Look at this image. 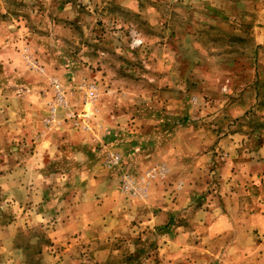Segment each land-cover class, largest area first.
<instances>
[{"label":"rangeland","instance_id":"rangeland-1","mask_svg":"<svg viewBox=\"0 0 264 264\" xmlns=\"http://www.w3.org/2000/svg\"><path fill=\"white\" fill-rule=\"evenodd\" d=\"M56 83L64 105L57 102ZM89 85L96 87L94 106L85 105ZM26 90L33 100L19 110L26 123L39 119L43 131L28 128L35 134L11 140L19 152H0V176L33 154L46 135L55 141L69 129L93 139L92 159L101 170L91 169L92 175L103 181L104 200L118 194L116 208L142 206L162 189L175 194L182 184L164 166L134 160L138 131L155 125L141 117L175 108L186 126L192 116L214 111L220 116L208 125L225 129L221 115H244L233 121L252 132L248 143L264 144V0H0V110L4 97H23ZM71 114L87 119L90 129L76 128ZM13 125L5 127L0 116V145L8 142L1 129ZM60 126L65 128L52 130ZM108 151L120 157L113 168L104 165ZM61 160L56 153L55 165L34 175L25 169L22 198L4 194L0 184V264H45L47 248L55 257L67 250L48 237L70 198ZM151 171L156 178L145 198L122 193L125 174L138 181ZM33 187L38 193L30 199L25 191ZM165 231L134 233L135 245L124 232L117 241L88 243L87 250L74 245L70 253L85 264H160L166 256L156 244ZM256 234L263 243L262 233ZM193 260L194 253L180 264H197Z\"/></svg>","mask_w":264,"mask_h":264},{"label":"crops","instance_id":"crops-1","mask_svg":"<svg viewBox=\"0 0 264 264\" xmlns=\"http://www.w3.org/2000/svg\"><path fill=\"white\" fill-rule=\"evenodd\" d=\"M18 80L16 83L21 85V79ZM14 96L3 98L5 105L0 116L5 127L14 124L15 128L1 129L8 142L0 145V152L17 156L19 150L10 144L11 140L24 133L35 134L28 128L42 132L43 127L39 119L34 123L27 118L26 123L19 110L18 105L31 102L34 95L28 91L23 97ZM201 114L205 115L192 116L193 121L186 126L175 108L141 117L147 122L155 121V125H143L138 131L139 138L133 143L138 146L134 160L146 166H164L182 185L172 195L164 189L157 194L151 192L146 204L127 211L116 208L120 203L116 192L103 199V181L100 175H92L91 169L96 174L101 165L92 159L94 142L90 135L68 129L55 142L48 134L33 154L15 161L14 170L0 176L3 193L13 199L24 196L25 169L34 175L46 166L55 165L51 160L56 153L69 173L70 198L61 207L59 224L48 235L52 244L67 250L55 257L48 246L42 256L44 263L85 264L71 255L74 245L85 246L87 250L88 243L117 241L124 232L135 245L137 241L130 238L134 233L150 235L155 229H166L158 235L156 244L161 256H166L160 264H180L192 258L193 253L197 264H264V144L248 143L252 132L237 127L241 120L233 121L244 115H221L227 127L220 129L208 125L219 113ZM25 192L30 199H35L38 193L36 187ZM256 232L262 233L263 243L256 241ZM97 255L104 256L100 250Z\"/></svg>","mask_w":264,"mask_h":264},{"label":"built area","instance_id":"built-area-1","mask_svg":"<svg viewBox=\"0 0 264 264\" xmlns=\"http://www.w3.org/2000/svg\"><path fill=\"white\" fill-rule=\"evenodd\" d=\"M85 90V105L94 106L97 100L96 87L94 85H89ZM54 91L56 93L57 102L60 105L65 104V97L63 94L62 87L59 83L54 84ZM78 116V115H77ZM88 118L89 115H84ZM70 118H73L74 126L83 131L90 129L87 119H80L76 117L75 114H71ZM104 165L108 168H113L119 164L120 157L116 153L108 151L104 157ZM156 178L155 171L148 172L146 175L139 178L136 181L131 175L125 174L122 178L121 191L126 196H138V198H145L147 196V190L150 186L152 179Z\"/></svg>","mask_w":264,"mask_h":264}]
</instances>
